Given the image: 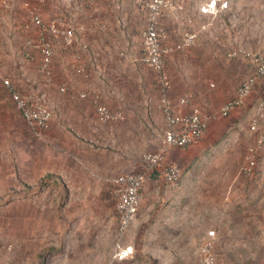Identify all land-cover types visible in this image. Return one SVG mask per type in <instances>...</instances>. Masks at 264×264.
I'll return each mask as SVG.
<instances>
[{
	"label": "rangeland",
	"instance_id": "rangeland-1",
	"mask_svg": "<svg viewBox=\"0 0 264 264\" xmlns=\"http://www.w3.org/2000/svg\"><path fill=\"white\" fill-rule=\"evenodd\" d=\"M35 1L0 0V62L4 75L12 82L11 70L22 72L25 69L33 74L35 83L19 88L49 104L53 120L56 116L61 129L57 107L50 103L47 94L51 92L54 99H58L60 84L67 81L66 62L62 57L75 48H66L62 38L52 36L56 51L54 81L46 83L39 55L30 59L26 54L28 36L34 35L24 27L28 18L26 4ZM115 1L127 21L129 10L141 9L140 5L146 0L139 3ZM209 1L182 0L170 12H165L164 21L169 27L170 44L178 42L186 31L198 33L196 43L201 44L198 51L201 61L196 64L202 69L201 88L206 96V88L213 86L212 90L216 91L211 98L205 97L204 102L207 106L221 108L252 71L251 57L245 52L264 49V0H219L218 5L227 1V7L211 15L200 13ZM68 5L72 8L66 0H48L40 7L45 18L67 17L71 14ZM142 9L129 29L125 23H119L121 32L118 34L114 29L109 33L96 32L101 38L110 37L108 39L114 42V59L119 61L108 76H100L104 82L99 88L95 82L92 88L111 108L120 107L127 113L125 120L106 123L103 127L130 123L131 140L128 142L123 143L121 138L117 145L106 139H82L84 144L76 140L77 134L70 127L64 126L63 131L86 149L83 155L70 149L63 157L70 159L71 166L68 165L61 158V149L46 145L38 135L41 131L26 123L0 77V94L5 98L0 107V234L3 243L13 246L11 251L2 252V264H201L202 247L206 242L204 231L211 223L210 217L213 219L225 211L264 214V143L254 177L240 173L249 146L257 136H264V116L257 129H251L253 108L245 110V103L241 106L243 111L235 115L240 117L239 123H234L231 115L223 117L220 111L216 112L209 120L203 139L207 141L205 146L189 164L180 165L179 186L191 181L195 188L168 194L166 184L156 178V174L147 178L137 217L124 234L119 232L114 178L119 172L142 170V154L156 150L154 143L162 132L150 113L153 110L147 103V111L139 105L147 96L145 102H148L150 88H154L152 72L140 61L141 32L145 24ZM117 18L114 16L115 20ZM111 25L114 28L113 21ZM233 50L241 52L237 57H228ZM70 79L67 82L77 80ZM77 81L80 87L81 82ZM263 96L264 90L251 99V104L257 105ZM143 112L149 119L153 117L151 125H145ZM30 132L38 137L27 140ZM147 132L152 134L149 139ZM88 143L93 145L88 146ZM77 149L81 151L80 147ZM28 160L32 168L24 166ZM122 164L129 168H123ZM240 240V236L225 231L221 246L211 250L216 255L215 264H243V247L231 248ZM118 244L121 248L131 246V255L122 259L115 257ZM46 248L54 249L51 252Z\"/></svg>",
	"mask_w": 264,
	"mask_h": 264
},
{
	"label": "built area",
	"instance_id": "built-area-1",
	"mask_svg": "<svg viewBox=\"0 0 264 264\" xmlns=\"http://www.w3.org/2000/svg\"><path fill=\"white\" fill-rule=\"evenodd\" d=\"M91 1V0H90ZM182 0H146L141 6L145 11V24L141 32L142 53L140 61L145 64L154 76V82L159 90V108L164 119V128L160 133L159 147L153 151L142 154L144 168L139 171L119 172L113 181V193L116 197V210L118 219V230L124 234L131 222L137 217L142 199V191L147 178L154 172H159V177L171 186H176L182 177V168L179 164L170 161L168 150L171 147H188L202 141L207 133L209 117L205 116L198 106H193L189 111H179L172 99L173 82L167 68L168 55L194 45L198 33L186 31L180 40L175 43H168V30L161 19L165 12L175 8ZM210 0L207 5L202 6L203 12L218 13L221 8L228 5L227 1ZM6 2V1H5ZM48 0H36L34 3L26 4L28 18L24 24L25 30L34 32L28 36L27 56L30 59L40 57L41 71L44 74L46 83H53L56 51L53 37H60L66 47L75 44L79 34L85 30L84 24L72 23L67 17L53 16L45 18L41 12V5ZM92 3V1H91ZM92 26L107 31V24H102L98 19L92 21ZM241 50H233L228 57H237ZM244 52V51H242ZM251 57L252 71L237 88L235 94L228 98L222 105L220 114L223 117L229 116L237 108L243 106L248 98L256 90L257 84L264 78V49L256 52H245ZM70 66L79 76L85 80L91 78V72L86 68L83 53L75 51ZM1 73V72H0ZM3 77V83L9 94L21 112L26 123L32 128L46 130L51 126L53 111L45 101L35 99L32 94L27 95L8 77ZM79 82L63 81L60 84L62 91H76L81 98L90 97L95 107L97 120L101 124L121 122L126 116L121 109H114L107 105L99 92L92 87L83 85L79 88ZM195 94L191 90L185 91L179 98L181 106L192 104ZM264 116V96L257 103L252 121L251 129L256 130L259 120ZM264 143V136H257L255 142L246 151L244 161L240 167L241 175L253 177L258 165L259 152ZM0 234V264L2 252L11 251L13 246L10 243L2 242ZM201 264H215V256L211 252L210 245L203 247ZM133 252L131 246L121 248L118 244L115 248V257L125 258Z\"/></svg>",
	"mask_w": 264,
	"mask_h": 264
},
{
	"label": "crops",
	"instance_id": "crops-1",
	"mask_svg": "<svg viewBox=\"0 0 264 264\" xmlns=\"http://www.w3.org/2000/svg\"><path fill=\"white\" fill-rule=\"evenodd\" d=\"M66 1L72 7L70 8L69 5L67 6L68 7L67 10H69L71 13L69 14V16H67L68 19L70 21H75V23L85 25L84 32L80 35V37L76 40L75 44L72 45V47L75 48L74 51H81L83 53L85 66L91 72L92 77L89 80L85 81V79L82 78V76H79L76 73V71L70 66V61L72 60L74 51L69 54L63 55L62 57L63 60H65L66 62V67L64 68L65 69L64 75L67 78V81H69L70 78L72 79L75 78L79 80L81 82V86L79 87L80 90L84 89L83 85L85 84L89 87H92L93 82L98 84V86L96 87L99 88L101 83L104 82L100 80V76H104V75L108 76L110 74V70L114 69L115 66L118 65L117 61H119V59L118 60L114 59V54H113L115 53L113 47L114 42L108 39L110 37H108L107 39H103L98 34H96V32L109 33L110 30L114 29L115 30L114 33L116 32L118 34L121 32L119 23H125L126 29H129L132 26V23L135 21V19H137L138 16H140L141 11L143 9L142 7L141 9L139 7H134V9L133 8L130 9L129 16L127 17V21H126L123 13L121 14V11L118 8L115 0H91L92 3L90 0H66ZM134 1H137V3L142 2L141 0H134ZM62 6L64 7V2L62 3ZM166 13L162 16L161 21L168 30V34H169L168 40H170L169 27L164 21L165 20L164 17ZM200 13H203L205 15H211V13L209 12L201 11ZM114 16L118 17L117 20L114 19ZM94 19H98L102 24H107V28H108L107 31H102L99 29V27L92 26V21ZM112 21L114 23V28L111 25ZM200 47L201 44L196 43L194 46L186 47L185 49L176 51L168 55L167 68L169 70L173 82V90L171 96L176 105V108L179 111H189L190 109H192L193 106H198L201 112L205 116H208L210 120L216 112L221 110V108H219V106H213V105L207 106L204 102L205 97L209 96V98H211L212 96H214L216 91H213L212 90L213 86L210 85L211 88L205 89L207 94L206 96L204 95L205 93L204 90H202L201 88L202 85L200 80H201V76H203V74L201 73L202 69L201 67L199 68L196 64L197 61H201L198 53ZM127 59L129 61V58ZM0 72H1L0 77L2 79H3L2 76L7 77L4 75L3 66L1 62H0ZM10 72L11 73L13 72L14 77L12 76L13 77L12 79L14 83L22 89H24V87H26L27 85H32L33 83H35L32 77L33 74L27 72L25 69H23L22 72H20V70L16 71V69H14L13 71L11 70ZM152 90H154V92ZM187 90H191L194 92L195 100L192 104L181 106L178 104L179 98ZM263 90H264V78L258 82L254 94H252V97L248 99V102H246V105H244L245 110H248L250 107H252L253 113L255 112L257 105L253 106V103L251 104L252 102L251 99H253V97H255L256 94L258 96L261 95ZM60 91L61 92L57 100L54 99L51 92H48L47 98L52 105H55L57 107L58 115H59L58 118L60 123L59 127H61V129L58 128V124L55 116L51 128L49 130L48 129L40 130L41 132H39L38 135L40 134L39 137L43 136V141L49 143V147L50 146H56V148L59 147L63 152L61 158L67 156V153L70 151V149L76 154L83 155L82 153L86 149L85 150L83 149L85 148V146L81 144L84 143L82 139L90 140V141H95L98 139H106L111 142L115 141L117 145L119 144L121 138L123 143L131 140L129 138L131 135L130 123L111 125L108 129H104L103 126L105 124H101L98 122L95 107L92 104L90 97L81 98L78 92L76 91L64 92L61 89ZM150 94L151 96L152 95L153 96L152 97L150 96L148 102L145 101H147V98H149V96H147L145 101L139 105H141L140 108L143 110L145 108L147 109L148 107L149 109L153 110L152 111L153 113L152 112L150 113L155 117V119L157 120L156 123H158L160 129L162 130L165 124L161 110L159 108V90L157 89L155 82H154V88L153 89L150 88ZM4 102H5L4 95L0 94V107H3ZM145 103H147L148 107L147 105L145 107ZM115 109H122V108L116 107ZM242 111H243L242 108L239 107L230 114L234 123L235 122L239 123L240 117H235V115H239ZM123 112L125 113V116L127 118V113L125 111ZM129 114L130 115H128V118L131 117V112ZM142 116L146 118L145 125L147 124L151 125V121H152L151 119L153 117L149 119L148 117H146L145 112H143ZM64 126L70 127L77 134L76 140L81 141V143L75 142L76 140L74 139L73 136H70L69 134H67V132L63 131L64 129L62 128ZM65 130L67 131V129ZM153 130L156 131L157 129L153 128ZM158 135L160 136V134ZM151 136L152 134H150V132L146 133L147 139H149ZM37 137H38L37 134H35L34 132L33 133L30 132L29 134L26 135V139L29 141L30 140L32 141ZM78 137H80L81 140ZM206 142L207 141L205 139L192 146H188L184 148L171 147L168 150V158L170 161H173L179 165L182 166H184L185 164L187 165L195 158V156H197L199 151L205 146ZM159 143L160 140L159 138L157 139L156 137V142L154 143L156 149L159 147ZM87 145L92 146L93 144L89 145L88 143ZM78 147H80L81 150L80 152H77ZM17 155H19V153ZM63 159L68 163V165L71 166L70 159L69 160L65 158ZM122 165H124L123 168H125L126 165L125 164ZM24 166L32 168V163L28 160V162ZM24 166L22 167V169L24 168ZM126 168L129 167L126 166ZM158 179L162 180V182L166 184L165 189L168 194H171L173 191L179 189H181L180 191L182 192L184 188H189V189L195 188V184L191 181H186L184 183H181L180 186L179 183L176 186H171L170 184L165 182L162 178L158 177ZM209 220L211 223L207 226V229L204 231V237L206 240L205 245L209 244L210 248H212L211 249L212 251L214 248H218L219 246H221L222 236L225 233V231H230L235 236H240L241 242H239L238 245L235 244V246L231 248H238L239 246L243 247L241 248L242 252H244L242 256L243 257L242 261H244L243 264H264V214L246 213V212L228 213L225 211V212H219V214H217V216L213 219L212 217H210ZM221 248H226V247H221ZM220 256H221L220 259H222L223 256L222 255Z\"/></svg>",
	"mask_w": 264,
	"mask_h": 264
},
{
	"label": "trees",
	"instance_id": "trees-1",
	"mask_svg": "<svg viewBox=\"0 0 264 264\" xmlns=\"http://www.w3.org/2000/svg\"><path fill=\"white\" fill-rule=\"evenodd\" d=\"M20 113H21V112H20ZM21 115H22V114H21ZM22 117H23V116H22ZM24 120H25V119H24ZM40 139H43V137L41 136V137H40ZM51 144H52V143H51ZM46 145H49V143H46ZM155 174L157 175V177H156V175H155ZM152 176H154V177L158 178V177H159V172H157V171H156V172H154V173H153V174H152L150 177H152ZM253 177H254V176H253ZM53 249H54V248H53ZM53 249H52V248H46L45 250H47V251H49V250H50V251H51V250H53ZM45 250H44V251H45ZM51 252H52V251H51Z\"/></svg>",
	"mask_w": 264,
	"mask_h": 264
}]
</instances>
